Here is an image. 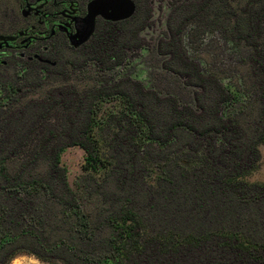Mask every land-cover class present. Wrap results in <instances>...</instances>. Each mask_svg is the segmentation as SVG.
<instances>
[{"label": "trees", "instance_id": "trees-1", "mask_svg": "<svg viewBox=\"0 0 264 264\" xmlns=\"http://www.w3.org/2000/svg\"><path fill=\"white\" fill-rule=\"evenodd\" d=\"M227 6L224 0H203L195 4L191 16L214 15L230 40L249 49L242 63L252 78L253 88L248 91L259 97L257 120L246 124L243 111L235 108L239 90L188 60L181 46L184 21L173 17L165 47L172 55L170 70L193 85L194 105L175 97L161 98L129 79L132 89L127 85L114 95L99 89L84 105L83 116H79L83 101L78 97L68 94L58 99L53 93L30 106L31 114L24 108L19 115L0 120V152L6 155L17 154L33 135L36 153L46 151V142L56 136L72 140L52 148V172L62 171L56 186L42 179L26 182L10 176L6 155L0 158V264H9L19 253L65 264H264V182L246 179L260 169L259 145L264 144V0H248L238 10ZM126 22L100 21L102 29L86 42L98 61H112V67L121 63L120 57L131 48L121 28ZM115 101L118 109L99 117L103 105ZM57 108L65 109L61 132L54 125L46 129L39 124L41 112ZM105 124L109 155L100 153L101 139L94 136L96 127ZM70 144L86 150L87 170L122 173L120 161L128 155L127 176L156 173L158 195L144 192L149 206L143 203L142 207L141 200L136 202L134 193H128L119 198L118 210H109L102 222L110 230L104 240L106 251L96 256L89 250L98 240V225L84 210L82 199L72 193L66 168L60 167L61 153ZM100 194L96 199L104 202ZM37 195L63 200L75 243L59 238L49 244L42 238L37 227L40 215L32 214ZM28 217L33 222L22 224ZM23 239L31 241L32 247L19 243Z\"/></svg>", "mask_w": 264, "mask_h": 264}, {"label": "rangeland", "instance_id": "rangeland-1", "mask_svg": "<svg viewBox=\"0 0 264 264\" xmlns=\"http://www.w3.org/2000/svg\"><path fill=\"white\" fill-rule=\"evenodd\" d=\"M52 1L0 0V34H7L1 35L0 38L7 42L16 39L20 41L15 43V47L0 51V120L11 115H19L18 112L24 108L26 114H31L34 110L30 106L41 103L53 93H56L58 99L68 94L78 97L80 102L83 101L79 116H83L84 105L91 103L99 89L105 88L106 92L114 95L125 86H131L129 79L141 82L142 89L154 92L161 98L175 97L184 104L194 105L193 85L188 84L187 77L170 70L172 55L166 52L165 47L171 39L170 22L173 17L178 21H184L180 25L181 46L188 60L200 64L206 73H215L224 79L225 83H230L235 90H239L235 108L240 107L238 111H243L246 124L257 120L259 97L253 94V91H248L250 87L253 88L252 78L248 77L247 66L242 63L249 49L238 44L237 40H230L223 25L214 22V15L205 19L191 16L195 4L203 0H134L136 11L121 27L131 48L123 53L120 57L121 63L114 67L112 61H98L86 43L75 47L63 33L49 35L51 22L45 21V13L55 11ZM56 1L64 7H74L77 14L85 16L90 0ZM247 1L224 0V3L225 6H232L238 10L244 7ZM31 10L35 12L30 13ZM36 11L41 13L37 15ZM190 18L192 20L189 21ZM224 19L225 17L221 18V22ZM101 20L102 18L97 19L95 31L102 29ZM13 32L15 34H12ZM29 39H33L34 44L26 49L24 43ZM90 40L91 38L88 41ZM22 53L25 56H22ZM34 53H42L54 65L44 66L36 60H28L27 55ZM172 66L179 69L174 62ZM190 83H194V80H190ZM246 92L247 95L244 96ZM117 109V101L105 103L99 117ZM64 115L65 109L62 112L58 108L47 113L41 112L39 124L46 129L54 125L61 132L62 124L65 123ZM108 132L105 124L97 126L94 133L97 139H101L99 140L101 154L112 153L106 142ZM36 141L34 135L25 140L15 155L0 152V158L6 155V173L18 176L26 182L42 179L45 183L52 182V185L56 186L62 171L52 172L51 162L55 153L52 148L55 145L69 144L72 140L60 138V135L51 138L46 142V151L41 153H36L34 148ZM259 149L262 154L260 169L246 178L249 182H264V144H260ZM150 152L153 156L156 155L155 150ZM86 155L87 152L81 145L70 144L61 153L60 167L66 168V177L72 193L82 199L84 210L89 213L92 222L98 225V240L89 250L96 256L106 251L104 240L110 230L102 222L109 210L112 211L114 207L119 209L121 201L119 198L134 193L135 201L141 200L143 207L148 195L144 194L145 190L148 189L157 196L159 187L155 181V172L145 175L141 171L134 179L127 176L125 170L128 169L129 160L126 154L124 160L120 161V170L124 169L122 173L87 170L84 168ZM143 165L144 162L140 164L141 167ZM101 192L104 202L96 199V194L101 195ZM49 196L37 195L33 198L32 214L40 215L37 227L42 238L49 244L59 238H67L75 243L74 233L71 232V226L60 203L63 200ZM144 205L147 207L149 203L146 202ZM29 222L33 220L28 217L22 224ZM19 243L32 247L31 241L26 239ZM9 264L65 263L58 259L47 262L33 254L19 253Z\"/></svg>", "mask_w": 264, "mask_h": 264}, {"label": "water", "instance_id": "water-1", "mask_svg": "<svg viewBox=\"0 0 264 264\" xmlns=\"http://www.w3.org/2000/svg\"><path fill=\"white\" fill-rule=\"evenodd\" d=\"M136 11L134 0H90L87 14L76 19V31L69 38L72 45L79 47L94 34L98 18L119 22L131 18Z\"/></svg>", "mask_w": 264, "mask_h": 264}, {"label": "flooded vegetation", "instance_id": "flooded-vegetation-1", "mask_svg": "<svg viewBox=\"0 0 264 264\" xmlns=\"http://www.w3.org/2000/svg\"><path fill=\"white\" fill-rule=\"evenodd\" d=\"M52 5L55 11L51 13H45V17H46L45 21L51 22L49 35L54 36L56 34L63 33L69 38L70 34L76 31V19H80L84 16L77 14L76 13L77 11L74 9V7L72 6L64 7L63 4L59 3L56 0L52 1ZM32 12H35V10L30 11V13ZM40 13H37L36 11L37 15ZM12 34H15V32H13ZM1 35H7V34H0V36ZM19 42L20 41H17V39L14 40L13 42H7L2 38H0V51L5 50L6 48L15 47V43H19ZM33 44H34V40L29 39L27 42L24 43V47L26 49H29V47H31ZM22 56H25V54L22 53ZM27 57L28 60L30 61L36 60L44 66L54 65L53 62L47 59L45 55H43L42 53H38V54L34 53L33 55H27Z\"/></svg>", "mask_w": 264, "mask_h": 264}]
</instances>
